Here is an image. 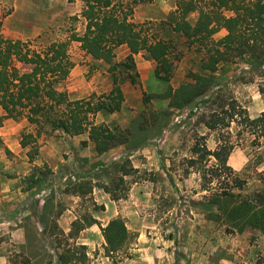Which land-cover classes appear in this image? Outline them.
Returning a JSON list of instances; mask_svg holds the SVG:
<instances>
[{"label":"rangeland","instance_id":"obj_1","mask_svg":"<svg viewBox=\"0 0 264 264\" xmlns=\"http://www.w3.org/2000/svg\"><path fill=\"white\" fill-rule=\"evenodd\" d=\"M174 2L152 0L139 6L134 18L138 22L150 20L153 29L163 35L166 29L160 21L167 17ZM81 7L78 0H0V31L13 39H33L39 35L44 41L64 40L74 28L78 33L83 31L82 21L72 19L79 14ZM224 33L225 30H220L214 38ZM170 35L174 46L171 53L174 69L168 83L155 77V60L146 52H143V57L147 63L134 59L135 69L127 70L122 65L116 68L115 72L121 79L123 103L127 100V105L122 112H111L115 113L114 120L104 123L126 128L131 133L129 144L123 145L127 153L116 159L102 161L82 157L79 151L87 143L84 145L79 141L75 145L62 132L50 131L48 125L41 129L35 142L30 138V143L22 147V135L34 132V125L28 124L23 117L4 121L0 127L3 140L0 175L8 178L9 191L0 192L13 197L0 201V264H21L20 254L30 264H52L54 259L56 264H90L93 259L100 264H124L135 253L140 264H147L148 259H141L140 251H134L135 242L125 250L105 255L104 244L99 245L101 238L98 233L92 236L96 242L93 257L92 254L87 255V247L78 243L77 226L63 232L55 222L56 216L66 207L76 211L85 222L93 220L91 216L95 215L101 218L99 223L106 225L110 219L120 216L126 226L142 230L143 238L147 237V240L160 235V239L171 242L168 250L175 259L165 264H264V232L250 227L242 232H228L225 224L209 219L207 215L211 209L206 204L210 193L202 189L196 166L189 167L186 161L193 156L190 148L197 136L206 135L207 147L215 149L218 133L206 128L203 119H207L212 111H219L223 102L237 100L250 118L264 111V66H250L248 56L231 58L210 74L216 83L209 97L202 96L181 108L172 107L168 98L157 97L156 94L164 93L168 84L176 88L191 82L190 72L209 74L201 69L204 52L197 51L196 45L189 46L185 37L176 33ZM120 51L116 50L115 64L125 61ZM70 55L80 63L84 60L76 42L70 43ZM108 66L105 63L91 64L88 71L79 74L82 83L91 81L95 84L98 80L101 87L93 92L107 93L108 79L109 82L112 80ZM93 69L101 74L92 82ZM100 113L108 116V112ZM235 118L240 120L239 116ZM100 119L99 116L98 123ZM119 120L124 123H118ZM225 130L230 132L235 143L228 165L236 176L245 180L242 189H232L235 199L253 198L256 193L264 192V132L258 128L250 129L240 122H231V127ZM46 141H51L49 146L61 149L66 160L63 166L54 173L46 163L34 164L28 175L17 174L16 167L24 166L22 162L26 163V160L33 163ZM140 143H143L138 148L140 150L131 151L132 145ZM14 148L20 151L17 153ZM113 161H123L128 169L135 165L137 170L124 176L120 183L121 174L111 164ZM9 164L13 167H7ZM77 184H82L83 190L88 191L75 200L71 193ZM94 186H108L122 197L107 205L98 203L91 194ZM26 191H30L32 197L39 195L45 198V228L42 232H36L32 219L26 221ZM28 207L36 211L33 199L32 206ZM16 227H22V231H13ZM58 256H62L65 262Z\"/></svg>","mask_w":264,"mask_h":264},{"label":"trees","instance_id":"obj_2","mask_svg":"<svg viewBox=\"0 0 264 264\" xmlns=\"http://www.w3.org/2000/svg\"><path fill=\"white\" fill-rule=\"evenodd\" d=\"M78 1L82 7L72 19L82 21L83 31L78 33L74 28L64 40L44 41L39 35L33 39H13L0 31V127L7 119L22 117L34 125V132L22 135V147L30 143V138L35 142L45 125L50 131L70 136L87 132L98 153L129 144L131 133L128 129L96 123L94 117L101 111L111 113L120 110L124 96L121 79L115 71L118 65L127 70L135 69L134 54L146 52L155 60V77L167 83L170 81L174 69L171 33L185 37L189 46L196 45L197 51L204 52L201 69L209 75L190 72L191 82L176 88L168 84L165 92L156 96L168 98L169 106L181 108L202 96L209 97L216 83L210 74L231 58L248 56L250 66H264V0H175V8L160 21L166 29L163 35L153 29L150 20H134L136 7L152 0ZM220 30H225V33L214 38ZM73 41L79 42L80 49L86 54L109 65L112 88L107 93L93 92L78 99L69 97L63 84L74 66L70 55V43ZM122 44L129 52L124 62L115 64V50ZM231 122L244 123L250 129L258 128L264 132V111L250 118L237 100L223 102L219 111L214 110L207 119H203L206 128L218 133L215 149L207 147L206 135L197 136L190 148L193 156L186 161L189 167L196 166L202 189L210 193L206 204L211 209L207 215L209 219L225 224L228 232H242L247 227L264 232V192L256 193L253 198L235 199L236 194L232 191L233 188L242 189L245 180L236 176L228 165V157L235 147L232 135L225 130L231 127ZM86 143L82 141V144ZM2 144L0 134V146ZM142 144L132 145L131 151ZM111 164L121 174L120 183L124 176L137 170L132 166L128 169L123 161ZM102 188L112 200L122 197L108 186ZM87 191L83 190L82 184L74 188L79 195ZM74 225L77 231L83 227L79 221H74ZM100 230L105 242V255L127 249L138 238V233L129 230L120 216L110 219ZM19 256L21 264H30L22 254ZM58 258L65 262L62 256Z\"/></svg>","mask_w":264,"mask_h":264},{"label":"crops","instance_id":"obj_3","mask_svg":"<svg viewBox=\"0 0 264 264\" xmlns=\"http://www.w3.org/2000/svg\"><path fill=\"white\" fill-rule=\"evenodd\" d=\"M148 3H150V2H148ZM143 4H146V3L139 4L136 7L135 13H136L137 8ZM174 8H175V2L173 5L170 6V9L173 10ZM146 18L152 19V17H146ZM154 18H156V17H154ZM134 20H135V18H134ZM74 42H76V41H73L71 43H74ZM76 43L78 44V47H79V42H76ZM79 49H80V47H79ZM116 50H121L120 52L123 53V57H126V55L129 52V50L125 44L118 46L116 48ZM116 50H115V53H116ZM80 51L83 53V57H84L83 62L80 63V62H78L72 58V60L74 61V66L71 69L69 76L67 77V79L65 80V82L63 84L64 88L68 92V95L72 98H75V99L81 98L90 92L98 91L101 87L99 85L98 80L95 81V84L91 83V81L88 84L82 83V81L79 77V74H83V72L88 71V68L90 67L91 64L105 63L102 60H96V59L92 58L89 54H86L81 49H80ZM134 59L136 61L140 60L142 63L148 62L143 57V52H139L137 54H134ZM105 64H107V63H105ZM92 72H94L93 77H92V82H93L94 79H98V75H100L101 73L97 69H93ZM153 74H154V70H153ZM111 83H112V80H111V82H109V79H108V84L106 86V90H108V89L110 90L112 88ZM126 101L127 100H125L124 103H122L120 112H122L124 110V108L126 107V105H127ZM114 115H115V113H110V114L108 113V116H103V114L98 112V113H96L94 119H95V122L98 123L97 121H98V118L100 116L101 117L100 123L101 122L104 123L105 121L109 122V121L114 120V117H113ZM104 117H106V120H104ZM117 122L122 123V124L124 123L123 120H119ZM64 135H66V134H64ZM64 137H66L68 139H72V141H74L73 142L74 144H75V142H79V141H87V145L84 147H81L82 149H80V151H79V154L82 157H90V159H94V160L98 159V160L106 161L108 159H110V160L116 159L121 154L127 153L123 145H119L118 147L111 148L108 151L98 153L96 151L94 144L88 139L87 132H85L84 135L82 133V134H78V135H74V136L66 135ZM46 142L47 143L45 145H43V147H40V150L38 153V158L35 161H33V163H29L26 160V163L22 162V164H24V166L18 165L16 167L18 170L17 174L20 175V173H22V175H25V174L28 175V173L31 169V166L34 164L46 163L49 167L52 168L54 173H56L58 171V169L61 166H63V164L66 162V160L64 159V157L62 155L61 149L59 147H56V146H53V147L49 146V144H51V141H46ZM14 149H15L14 151H16L17 153L20 151L18 148H14ZM138 150H140V149H138ZM141 151H145V150H141ZM130 157L132 158L133 155ZM26 158L28 159L27 155H26ZM10 166H12V165L9 164L7 167H10ZM134 167L136 168L137 166L134 165ZM14 169L15 168H13V170ZM2 176L3 175H0V189L2 188V186H3V188L0 191H9V182L6 181L8 178H6L5 176H3V177ZM134 184H137V182H134ZM91 194H92V196H94L95 201H97L98 203H103L104 205H107L108 203L114 201L110 198V195L107 192H105L102 188H99L96 186H94L92 188ZM10 197L12 198L13 196H9L8 194L4 195V193L0 192V201H5V200L9 199ZM71 197H72V199L76 200L79 197H81V194L79 195L75 192H72ZM32 199L36 203V206H37L36 211L30 210L28 207V206H32ZM44 201H45V198H42V196L36 195V196L32 197L30 195V191H26V204H28V205H26V221H29L30 219H32V221H33L32 223L34 225V229L36 230V232H42L45 228L44 221H43V217H44V211H43L44 206H43V204H44ZM91 217L95 221L88 224L87 223L88 220L86 222L83 221V217L78 215L76 211H74L72 208L66 207L64 210H62L58 214V216H56V219H55L57 226L63 232L70 231L72 223L74 221H80L82 223L83 227L79 230V234H78L77 238H78V243L87 247V251H86L87 255L92 254V251L95 249L96 242L93 240V237H92L94 234L97 235V233H98V235L100 236V238H101V242H99L100 246H103V244H105L104 238H103L101 230H100V226H105V223H99V220H101V218L98 216L92 215ZM128 229H132L138 233V239L134 243V245H135L134 251H136V252L140 251L141 259H144V258L148 259L147 264H165L166 261L167 262H169V261L174 262L175 259H174L173 255L170 254V251L168 250V248H169L168 246L171 245L170 241L160 239V237H159L160 235H156V237L152 236V240H147L146 239L147 237L143 238V232H141L142 230L134 229L132 226L128 227ZM13 231H17V232L19 231L20 232V231H22V227H16L15 229H13ZM26 231H27V225H26ZM21 241H23V240H21ZM163 246H166V249H164ZM39 247H40V245H39ZM165 250H167V251H165ZM145 254H148L150 256L145 255ZM92 257H93V254H92ZM105 258L107 261L108 257L105 256ZM95 261H96V259L91 260L90 264H100L99 261H97V262H95ZM104 263H105V261H104ZM140 263L141 262L139 260V256L137 255V253H135L133 255V257L126 260V263H124V264H140ZM230 263L231 264H238L236 262H234V263L230 262ZM52 264H56V259L53 260ZM57 264H59V263H57ZM62 264H64V263H62Z\"/></svg>","mask_w":264,"mask_h":264}]
</instances>
